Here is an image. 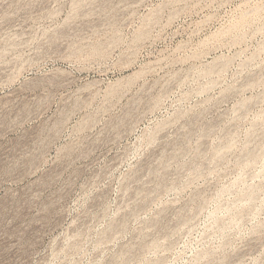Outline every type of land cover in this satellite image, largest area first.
Here are the masks:
<instances>
[{
  "label": "rangeland",
  "instance_id": "374dc122",
  "mask_svg": "<svg viewBox=\"0 0 264 264\" xmlns=\"http://www.w3.org/2000/svg\"><path fill=\"white\" fill-rule=\"evenodd\" d=\"M0 264H264V0H0Z\"/></svg>",
  "mask_w": 264,
  "mask_h": 264
},
{
  "label": "bare ground",
  "instance_id": "6f19581e",
  "mask_svg": "<svg viewBox=\"0 0 264 264\" xmlns=\"http://www.w3.org/2000/svg\"><path fill=\"white\" fill-rule=\"evenodd\" d=\"M256 155V154H255ZM234 217V216H233Z\"/></svg>",
  "mask_w": 264,
  "mask_h": 264
}]
</instances>
